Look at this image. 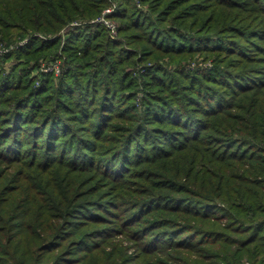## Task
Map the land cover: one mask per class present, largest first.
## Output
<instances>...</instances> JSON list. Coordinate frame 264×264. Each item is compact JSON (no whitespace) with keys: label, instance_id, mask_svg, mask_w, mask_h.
Wrapping results in <instances>:
<instances>
[{"label":"trees","instance_id":"1","mask_svg":"<svg viewBox=\"0 0 264 264\" xmlns=\"http://www.w3.org/2000/svg\"><path fill=\"white\" fill-rule=\"evenodd\" d=\"M146 1L154 16L118 3L124 40L69 31L57 83L29 63L60 36L0 56V264H264V0ZM105 3L0 0V36L56 34ZM134 47L219 60L146 66L138 113ZM120 233L132 247L100 258Z\"/></svg>","mask_w":264,"mask_h":264},{"label":"rangeland","instance_id":"2","mask_svg":"<svg viewBox=\"0 0 264 264\" xmlns=\"http://www.w3.org/2000/svg\"><path fill=\"white\" fill-rule=\"evenodd\" d=\"M120 3V0H106L105 5H103L101 7V10L99 11V13L95 14L92 17H76L75 19H72L71 21H69V23L65 24L64 26H62L59 30L58 33L56 34H41V33H30L27 32L26 35H23L24 37L20 38L17 35H12L9 36V39L6 40L4 37L0 36V56H2L4 53L9 52L14 50L15 48L19 47V46H26L28 39L32 36H38L41 38H53L55 36H60V41H59V46L55 52V56H53V54L49 55V56H44V57H39L38 59H31L29 66H34L36 63L38 65H36L35 68H31V73H30V77L31 79L34 78V80H36V84L39 83V80L42 78V76L44 74H51L52 77L54 78V82L57 83L58 78L67 70V66H66V62L67 57H66V52L63 50V42L64 39L66 38L67 34L69 33V31L74 30L77 27H83L86 24H95L98 26H101L102 28L105 29L106 34L108 35V37L110 39H123L122 38V33H120V29H121V23L119 21V19L114 18L112 16V14L114 13V11L120 7V5L118 4ZM132 3L135 4L136 8L138 10H140V12L143 13H148L151 16H154L152 11L150 10V4L148 3V1L146 0H132ZM17 30V28L12 29L11 32H15ZM208 31H204L203 33H207ZM124 40V39H123ZM135 48V47H134ZM157 54V53H155ZM154 54V55H155ZM177 56H180L177 57ZM34 57V56H33ZM34 58H37L34 57ZM134 59L135 60V65L134 68L136 69V75L140 76L138 77L139 80V90L136 93V97L134 100V105L136 106V111L138 113H140L141 111L144 110L145 106H144V85L142 84V79H141V74H143L145 72V67L146 66H152L153 68H162L163 70H165L166 72L172 73V72H176L179 70H183L186 72H194L196 70H203V71H207L210 70L214 67V64L216 62H218L219 58L217 56V54L215 53H209L208 55H205L203 52H196L193 55H163L161 57L158 56H153V57H148V59H144V56L142 55V53H140L136 48H135V54H134ZM23 58L21 57L20 59L17 58H12L9 61H7L5 63V69L6 72L10 71V67L13 66H17L18 64H21L23 62ZM83 62L82 59H79L78 57H76V61L77 62ZM90 61H94V60H90ZM131 95L134 96L133 92H129ZM128 93V94H129ZM10 171V169H9ZM85 182V181H84ZM99 186H105L103 185H99ZM94 190H98V191H93V193H100L101 191H105L106 188L103 187V189L99 190V187L97 189ZM79 191H84V188H80ZM92 192V191H91ZM91 192L88 194V196L91 195ZM81 194V193H80ZM116 238L122 239V244L123 245H117L115 247L112 246H105L104 250H102L101 252H103V254H99L101 252H99L98 256L100 258L104 257V254L106 253H113L114 250L119 249L121 250V246L122 248H131L133 241L128 239L127 237H125L124 234L120 233L116 236ZM128 249V252H129ZM130 253H132L131 255L134 256L135 251H133V249H131ZM137 257V255H136ZM135 261L132 260L130 262V264L134 263ZM244 264H248L245 263L247 262L246 259L243 260Z\"/></svg>","mask_w":264,"mask_h":264}]
</instances>
